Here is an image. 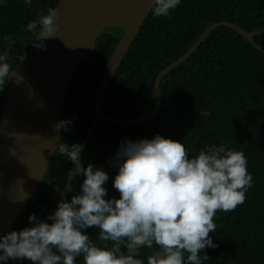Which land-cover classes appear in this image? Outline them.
<instances>
[{"label":"trees","instance_id":"obj_1","mask_svg":"<svg viewBox=\"0 0 264 264\" xmlns=\"http://www.w3.org/2000/svg\"><path fill=\"white\" fill-rule=\"evenodd\" d=\"M58 1L32 0L31 5H25L23 0H5L0 5V52H9L11 71L36 38L25 31L27 24L54 9ZM222 20L246 31L258 30L264 26V0H182L170 17H154L150 11L103 95V112L118 120L148 113L155 103L157 73L182 55L210 24ZM5 36L14 41L10 49ZM253 39L264 48V31ZM117 41L116 36L103 31L93 52L79 62L63 111L62 120H71V125L69 131H62L60 142L82 143L94 120L95 94ZM5 83L0 89V115L9 81ZM160 88L161 104L151 118L130 125L97 121L81 156L85 165L102 167L109 175L106 198H118L111 183L116 168L108 162L124 139H151L159 134L181 142L189 158L207 144L226 143L242 151L253 187L243 204L231 212L218 211L213 218L216 229L209 235L217 247L203 250L209 257L204 264H264V54L233 29L220 26L164 75ZM71 167V161L56 150L9 231L28 226L27 218L33 213L50 222L47 216L56 209L59 196L56 189L62 191ZM82 181V176L72 179L64 197L76 194ZM86 232L94 243H101L98 229ZM148 252L142 249V257ZM77 264H83L82 258H77Z\"/></svg>","mask_w":264,"mask_h":264},{"label":"clouds","instance_id":"obj_2","mask_svg":"<svg viewBox=\"0 0 264 264\" xmlns=\"http://www.w3.org/2000/svg\"><path fill=\"white\" fill-rule=\"evenodd\" d=\"M181 3L151 0L150 11L154 17H170ZM57 18L49 8L27 24L25 31L36 36L34 48L42 50L43 41L54 37ZM4 39L10 49L14 41ZM8 59V51L0 52L2 90L15 74ZM70 125L71 120H61L54 127L67 132ZM55 149L72 163L69 179L83 177L78 192L67 199L56 189L61 200L47 216L50 222L33 213L28 226L0 235V264H77V258L83 264H204L209 257L203 250L217 247L209 235L216 229L213 218L243 204L253 187L242 151L226 143L207 144L189 158L181 142L156 134L119 143L108 162L116 168L111 183L119 195L106 198L109 175L100 166L85 165L82 144L60 142ZM90 228L98 229L100 244L90 239ZM142 249L149 250L143 257Z\"/></svg>","mask_w":264,"mask_h":264},{"label":"water","instance_id":"obj_3","mask_svg":"<svg viewBox=\"0 0 264 264\" xmlns=\"http://www.w3.org/2000/svg\"><path fill=\"white\" fill-rule=\"evenodd\" d=\"M150 7L151 0H59L54 7L58 17L54 21L58 25L54 37L43 41L42 50L31 44L18 60L3 97L0 115V235L11 229L42 181L57 150L56 145L61 141L62 130L57 131L54 126L63 119L75 70L85 55L93 52L103 31L116 36L118 41L95 94V117L81 143L83 150L99 119L114 125H130L151 118L161 104V79L189 57L215 28L233 29L264 54V48L253 39L264 31V26L246 31L228 20L214 22L182 55L157 73L155 103L148 113L132 119H113L103 112L102 98ZM71 180L67 177L61 191L64 196ZM60 200L61 194L55 206Z\"/></svg>","mask_w":264,"mask_h":264}]
</instances>
